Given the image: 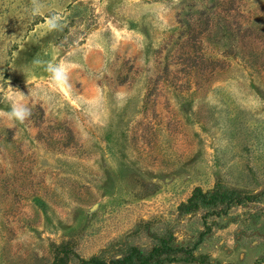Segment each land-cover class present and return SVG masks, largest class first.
Returning a JSON list of instances; mask_svg holds the SVG:
<instances>
[{
    "label": "rangeland",
    "instance_id": "obj_1",
    "mask_svg": "<svg viewBox=\"0 0 264 264\" xmlns=\"http://www.w3.org/2000/svg\"><path fill=\"white\" fill-rule=\"evenodd\" d=\"M46 3L0 0V264H264V0Z\"/></svg>",
    "mask_w": 264,
    "mask_h": 264
},
{
    "label": "clouds",
    "instance_id": "obj_2",
    "mask_svg": "<svg viewBox=\"0 0 264 264\" xmlns=\"http://www.w3.org/2000/svg\"><path fill=\"white\" fill-rule=\"evenodd\" d=\"M47 7L46 0H31L30 15L32 17L42 15L45 13ZM45 27L49 32L62 31L64 25L61 16L56 13H49ZM36 63L41 62L37 61ZM45 70L49 73L51 80L56 85L63 86L67 83L69 69L65 63H46ZM7 95L11 100L10 111L0 113V117H3L11 124L17 122L23 124L32 115V110L29 104L30 92L28 91V94L25 95V93L18 88H13L10 81H8Z\"/></svg>",
    "mask_w": 264,
    "mask_h": 264
}]
</instances>
